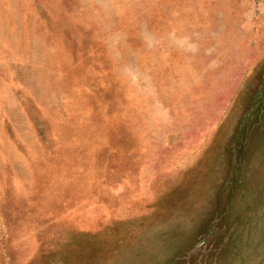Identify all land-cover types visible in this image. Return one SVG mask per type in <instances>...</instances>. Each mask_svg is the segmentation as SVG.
<instances>
[{
    "label": "rangeland",
    "instance_id": "obj_1",
    "mask_svg": "<svg viewBox=\"0 0 264 264\" xmlns=\"http://www.w3.org/2000/svg\"><path fill=\"white\" fill-rule=\"evenodd\" d=\"M0 264H264V0H0Z\"/></svg>",
    "mask_w": 264,
    "mask_h": 264
}]
</instances>
